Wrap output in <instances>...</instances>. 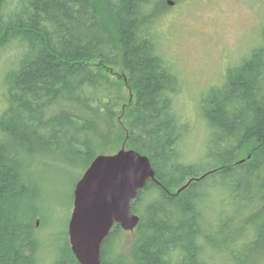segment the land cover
<instances>
[{
	"label": "trees",
	"instance_id": "1",
	"mask_svg": "<svg viewBox=\"0 0 264 264\" xmlns=\"http://www.w3.org/2000/svg\"><path fill=\"white\" fill-rule=\"evenodd\" d=\"M155 0H0V264H35L36 154L84 171L122 147L154 172L130 203L139 217L129 264H259L264 257V26L259 44L200 97L203 165L184 163L187 126L173 109L181 83L157 49ZM241 161V162H240ZM231 201H214L218 188ZM230 208V212L227 208ZM114 225L99 264H127ZM53 264H79L66 232ZM61 244V245H60Z\"/></svg>",
	"mask_w": 264,
	"mask_h": 264
},
{
	"label": "rangeland",
	"instance_id": "2",
	"mask_svg": "<svg viewBox=\"0 0 264 264\" xmlns=\"http://www.w3.org/2000/svg\"><path fill=\"white\" fill-rule=\"evenodd\" d=\"M171 1L170 10L160 12L156 21L157 49L181 83L173 96V109L187 131L180 143L184 163L203 165L208 130L200 115V97L218 85L225 69L259 44L264 26V0H155ZM19 49L8 46L0 53V113L3 101V74L14 67ZM27 175L38 186L41 209L34 219L39 240L35 264H53L57 241L66 232L73 206V190L84 170L67 165L58 155L36 154L26 160ZM214 201H231L229 189L218 188ZM230 212V208H227ZM68 239V235H67ZM133 233L117 239L118 253L130 262ZM61 245V244H60ZM210 264H222L212 260ZM259 264H264V257Z\"/></svg>",
	"mask_w": 264,
	"mask_h": 264
},
{
	"label": "water",
	"instance_id": "3",
	"mask_svg": "<svg viewBox=\"0 0 264 264\" xmlns=\"http://www.w3.org/2000/svg\"><path fill=\"white\" fill-rule=\"evenodd\" d=\"M148 180H154L150 162L133 150L122 147L93 159L75 184L67 226L69 247L79 264L100 263L101 244L115 224L124 232L134 231L139 217L130 203Z\"/></svg>",
	"mask_w": 264,
	"mask_h": 264
}]
</instances>
